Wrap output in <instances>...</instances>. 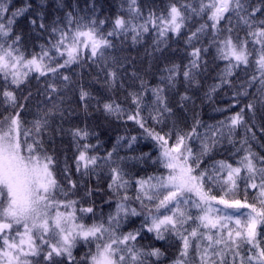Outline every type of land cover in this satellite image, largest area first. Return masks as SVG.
<instances>
[{"label": "snow or ice", "instance_id": "6c2138e0", "mask_svg": "<svg viewBox=\"0 0 264 264\" xmlns=\"http://www.w3.org/2000/svg\"><path fill=\"white\" fill-rule=\"evenodd\" d=\"M59 6L64 7L62 3ZM32 8L31 3L25 2L12 11L8 0H0V79L3 81L0 95L7 105L4 109L7 114L0 113V264H153L149 258H156L158 264L164 256L161 248L139 244L146 234L156 241L170 237L180 241L178 256L172 264H264V156L244 149L246 154L238 166L221 160L202 167L205 157L219 142L216 137L223 136L224 128L229 138L237 127H245L252 133L251 138H255L253 129L245 122L244 112L255 114L257 103L264 110V0L255 5L249 0H200L198 7L172 3L166 14L150 11L147 17L138 0H128V16L117 15L111 30L106 32L103 31L106 20L95 16L86 19L70 10L62 21L58 19L48 25L44 13L37 10L39 22L33 18L29 23L33 29L47 31L50 39L47 46L40 45L38 53L27 54L22 50V36L15 32L14 25L19 17L32 15ZM190 15H206L211 23H201L188 35L187 42L199 41L210 29L218 58L226 61L220 84L211 91L231 84L229 77L241 66L254 68L247 83L248 86L258 83L259 100L254 97L227 121H220V127L209 126L211 134L201 138L199 120L187 131L178 129L175 123L164 133L147 126L140 110L143 97L135 93L132 102L136 110L127 115V120L135 122L146 138L155 141L160 153L153 162L166 173L137 177L133 181L123 166L125 157L114 158L116 147L104 157L93 154L96 146L88 142L89 131L76 128L71 130L76 143L73 164L83 183L78 185L73 179L72 166L65 161L62 170L65 188L56 178V158L45 146L52 119L57 114L63 115L58 103L62 89L55 81H64V87L71 83V77L61 70L88 60L98 67L101 64L108 67V50L115 47L109 38H127L129 33L133 43H138L144 34L154 30L159 51V45L164 42L161 38L166 39L169 33L179 36ZM241 27L246 30L245 36L234 37V30ZM202 51L206 52L207 48L192 45L191 60L182 73L189 83L194 81L193 70L201 67ZM112 62L107 76L110 83H115L118 73L114 66L118 61L113 57ZM165 71L168 75L161 77L167 81L163 87L149 89L141 81V89L150 90L154 97L155 107L149 117L157 124L173 113L165 90L175 87L180 75L178 65ZM33 73L36 79L48 78L43 94L51 106L28 122L21 113L31 92L18 97L15 90L9 89H20ZM241 94L249 95L246 88L243 93H236ZM89 95L80 88L81 101L86 102ZM181 99L189 98L184 95ZM103 107L105 112L117 116L123 111L114 103H105ZM136 139L131 137L127 146L131 148ZM194 139L200 142L199 150H194ZM145 157L150 158V154L131 159ZM103 168L108 169L110 179L105 203L114 205L106 218L97 215L92 203L87 206L81 203V200L87 203L85 198L93 195L92 188L85 187L80 199L68 198L69 193L75 194L87 183L84 178L98 175L97 170ZM238 181L245 185L242 198ZM249 188L255 190L252 201L248 198ZM130 189L134 195L129 194ZM216 190L221 194H214ZM58 193L65 199H58ZM135 218H139L138 226L123 231L125 226L137 223ZM78 247L87 249L79 257L74 254Z\"/></svg>", "mask_w": 264, "mask_h": 264}, {"label": "trees", "instance_id": "16d2710c", "mask_svg": "<svg viewBox=\"0 0 264 264\" xmlns=\"http://www.w3.org/2000/svg\"><path fill=\"white\" fill-rule=\"evenodd\" d=\"M8 2L12 11L22 7L25 2L33 5V8L30 9L32 15L26 14V17H19L14 25L15 32L22 36V50L27 54L38 53L40 45L47 46L50 39L47 31L39 28L33 29L29 23V20L33 18L39 22V16L36 15L37 10L44 13V22L48 25L58 19L62 21L66 11L70 10L76 11L78 15L84 16L86 19L95 16L97 19L106 20L103 26L105 32L111 30L112 22L117 15L128 16V0H8ZM249 2L255 5L260 0H249ZM61 3L64 7L59 6ZM172 3H176L178 6L192 4L198 7L200 0H138L145 17L150 11L157 15L166 14ZM6 15L10 16V13ZM205 22L211 23L207 20L206 15H190L186 27L182 29L179 36L169 33L166 39L161 38L164 42L159 45V51L155 42L157 33L154 30L144 34L138 43H133L131 33L128 34L127 38L124 36L110 37L109 39L113 40L115 47L108 50V67L103 64L98 67L88 60L61 70L71 77V83L64 87V81H55L57 86L62 89L58 93L59 97L62 98L58 103L63 115L57 114L52 119L51 132L45 137V146L47 151L56 158V178L65 188H67V183L62 172L65 161L72 166L73 179L78 182V185L83 183L79 174L75 173L73 164L76 155V143L71 135V130L76 128L89 131L88 142L96 146L92 150L93 154L104 157L116 147L117 151L113 153V156L114 158L117 156L125 157L123 166L132 175L133 181L137 177L147 178L148 176L166 173V170L158 163L153 162L157 160L160 153L155 141L146 138L143 129L135 122L127 120V115L136 110V105L132 102L135 93H140L143 97L140 110L141 115L147 119V126L164 133L168 132L175 123L178 129L187 131L196 120H199L201 126L198 130L201 138L205 134H211L209 126L220 127V121H227L230 116L238 112L254 97L257 101L259 100L256 92L257 87H259L258 83L253 86H248L247 83L251 80L255 71L254 68L244 69L241 66L235 70L233 76L229 77L231 84H224L215 92L211 91L214 86L220 84V77L226 67V61L218 58L216 44L212 43L211 30H208L209 34L202 35L199 41L193 40L191 44L187 42V37L191 31ZM222 26L226 27L224 22H222ZM245 33L246 30L241 27L234 30L232 35L243 38ZM192 45L202 49L207 48V51H202L201 67L199 70H193L195 73L194 81L189 83L184 80L182 73L191 60L189 53L192 50ZM113 57L118 61L114 66L118 76L115 83H110L107 71L113 67ZM173 65L179 66L180 75L176 78L175 87H168L165 90L173 113L162 124H157L149 117V113L155 107L154 97L150 90L143 91L141 89V81L143 80L149 89L158 85L163 87L167 81L166 79L162 80L161 77L166 78L168 73L165 69ZM256 75L258 76L259 73ZM47 79L46 77L36 79L33 73L30 74L28 82L22 85L20 89H9L15 90L18 97L26 96L28 92H31L32 95L27 107L21 113L22 119L25 121L31 122L38 114L51 106L43 94ZM2 85L3 81L0 79V86ZM81 87L90 94L86 102L80 100ZM245 88L249 95H236L238 92L243 93ZM184 95L189 99L182 100L181 97ZM55 98L54 95L53 99ZM105 103L118 104L123 110L122 113L117 116L105 112L103 107ZM5 107L7 105L4 104V98L0 95V113L7 114L4 112ZM244 119L247 125L253 129L255 138H251L252 133L247 132L245 127H237L229 138L228 130L224 128L223 136L216 137L219 142L210 155L205 157V163L202 167L221 160L231 163L234 167L238 166V161L246 154L244 149H250L253 153L264 156V130H262L264 110H261L259 103H257L255 114L245 110ZM25 126H30V123ZM133 136L137 139L129 148L127 145ZM245 140L247 143H244ZM192 145L194 150H199V140L194 139ZM144 154H150V158L145 157L144 160L131 159L132 157L139 158ZM97 172L98 175L84 178L87 183L83 187H79L75 194L69 193L68 198L80 199L84 196L85 187L92 188L93 195L85 198L87 203L85 200H81V203L84 206L92 203L97 215L102 214L106 218L108 213L114 210V205L110 207L105 203L109 196L107 188L108 183H110L109 172L107 168L98 169ZM242 175H246V173H242ZM238 183L242 198L245 185L243 181H238ZM248 193L249 201H252L255 190L249 188ZM129 194L134 195V191L130 189ZM214 194L220 195L221 193L216 190ZM57 198L65 199L59 193ZM135 219L137 220L135 225L125 226L122 230L126 231L130 227L138 226L139 218ZM139 244L145 248L151 246L161 248L164 256L160 258L158 264H172L178 256L180 248V241L175 237H170L165 241H156L151 234H146L145 238L139 240ZM85 251L87 249L78 247L74 254L79 257ZM149 259L155 264L156 258Z\"/></svg>", "mask_w": 264, "mask_h": 264}]
</instances>
